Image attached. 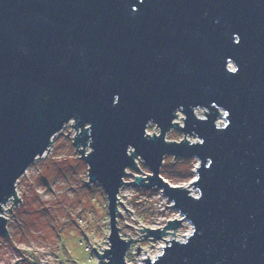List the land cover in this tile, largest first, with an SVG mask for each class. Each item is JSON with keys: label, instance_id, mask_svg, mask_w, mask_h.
Listing matches in <instances>:
<instances>
[{"label": "water", "instance_id": "1", "mask_svg": "<svg viewBox=\"0 0 264 264\" xmlns=\"http://www.w3.org/2000/svg\"><path fill=\"white\" fill-rule=\"evenodd\" d=\"M71 120L88 180L107 194L110 247L93 246L103 264H127L136 239L117 225L136 157L152 173L135 184L182 215L139 229L158 239L192 226L143 264H264V0H0L1 234L16 181ZM172 127L181 141L165 138ZM166 154L198 159L197 194L161 175Z\"/></svg>", "mask_w": 264, "mask_h": 264}, {"label": "rangeland", "instance_id": "2", "mask_svg": "<svg viewBox=\"0 0 264 264\" xmlns=\"http://www.w3.org/2000/svg\"><path fill=\"white\" fill-rule=\"evenodd\" d=\"M177 112L184 115L180 110ZM196 113L205 116V109L196 108ZM178 115L175 121L183 124L184 117ZM224 120L221 115L218 122ZM72 123L68 122L54 136L49 150L37 157L16 181V194L21 202L18 200L16 205L12 199L3 206L9 232L0 233V264H103L96 250L104 253L103 249L110 247L107 194L100 182L88 180V164L73 142L77 130ZM154 130L159 133L160 129L150 122L147 131L153 134ZM186 135L191 141L199 139ZM184 136V132L172 127L165 138L181 141ZM89 150L87 143L86 152ZM198 164L194 156L166 154L160 173L170 183L188 186L197 194V189L189 183L197 177ZM138 167L126 168L123 178L128 182L119 190V200L127 207L118 201L119 233L126 239L136 238L126 251L127 264H143L142 258L156 257L155 253L162 251L163 242L173 237L185 239L192 228L184 220L158 239L139 229L162 228L168 219L182 215L160 188L135 184L134 174L146 176L151 172L143 159H139ZM10 206L12 210L8 209ZM137 247H140L139 253Z\"/></svg>", "mask_w": 264, "mask_h": 264}, {"label": "built area", "instance_id": "3", "mask_svg": "<svg viewBox=\"0 0 264 264\" xmlns=\"http://www.w3.org/2000/svg\"><path fill=\"white\" fill-rule=\"evenodd\" d=\"M71 121H72V120H71ZM69 122H70V121H69ZM72 122H73V121H72ZM66 124H67V123H66ZM66 124H65V125H66ZM131 150H132V148H131ZM139 158L142 159L141 157H139ZM139 158H138V157L135 158V161H136L137 165H138V162H139ZM147 174H148V173H147ZM186 188H190V187L187 186ZM190 191H191V190H190ZM118 196H119V193H118ZM12 198H14V196H12V197H11L6 203H8L10 200H12ZM118 201H119V199H118ZM6 203H5V204H6ZM5 204H4V205H5ZM4 205H3V206H4ZM4 211H5V210H4ZM175 238H176V237H175ZM180 239H182V238H180ZM165 244H166V242H163V243L161 244L162 246L160 245L161 249H162L163 245H165ZM157 254H159V251H158L157 253H155V255H157ZM152 256H153V255H152Z\"/></svg>", "mask_w": 264, "mask_h": 264}, {"label": "bare ground", "instance_id": "4", "mask_svg": "<svg viewBox=\"0 0 264 264\" xmlns=\"http://www.w3.org/2000/svg\"><path fill=\"white\" fill-rule=\"evenodd\" d=\"M139 264H141V263H139Z\"/></svg>", "mask_w": 264, "mask_h": 264}]
</instances>
